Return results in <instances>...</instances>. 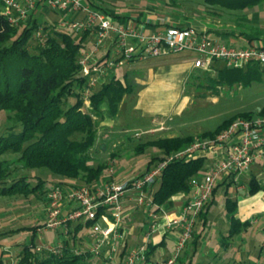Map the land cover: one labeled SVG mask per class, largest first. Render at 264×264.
<instances>
[{
    "label": "trees",
    "instance_id": "trees-1",
    "mask_svg": "<svg viewBox=\"0 0 264 264\" xmlns=\"http://www.w3.org/2000/svg\"><path fill=\"white\" fill-rule=\"evenodd\" d=\"M88 1L92 2L95 8L110 14L109 9L99 7L93 0ZM168 1H170L168 5L174 6L177 0ZM263 2L264 0H203L208 8L227 11H250ZM38 5L41 6L40 3ZM1 9L0 7V112L6 113L7 122L12 125L7 126L6 133L0 134V158L3 154L17 153L20 155L18 162L22 163L25 169L45 168L60 177L61 180H58L57 184L69 187L71 183L67 184L66 181L75 182L83 179L88 186L94 187L102 180L103 171L107 167L104 165L93 167L89 164L91 159L89 152L97 142L99 129L98 121L93 116L99 114V117L104 118L102 108L105 106L108 116L115 118L119 115L122 100L124 96L132 93L133 85L113 78L99 88H94L90 98L92 110L87 112L84 108L83 90L87 88L88 79L82 75L79 61L81 51L87 47L84 42L90 35L89 32L82 33L76 39L69 31H58L55 22H41L35 14L29 16L28 21L16 26L2 15ZM257 15L253 18L254 21ZM245 18L247 20V16ZM40 26L43 27L42 37L37 36ZM241 34L248 38L249 42L258 37L244 31ZM219 61L221 60H215L212 65L216 72L215 76H212L211 72L202 70H199L198 74V77L205 75L210 83L209 87L216 92L219 85L229 88L246 87L263 80L264 70L260 64H250L245 68L235 69L227 67L223 61H221L223 66H219ZM71 98L76 102L69 104ZM260 114L264 115V109ZM247 117L256 116L250 112L235 114L213 131L207 130L197 136L192 134L175 138H152L138 143L135 149L143 153L146 147L153 145L163 151L162 157L152 159L150 162L152 165L156 159L163 160L167 154L185 149L195 140L216 137L235 119ZM20 125L22 130L17 132L16 127ZM76 136L81 138L75 139ZM205 166V158L193 157L189 161L181 160L166 167L159 187L152 192L153 203L157 206L155 210L159 212L169 199L181 191L190 193V182ZM11 173L7 161L1 160L0 196H16L18 193L27 195L31 191L30 181L24 176L9 178ZM250 189L253 194L261 190L256 179L251 180ZM210 204L211 202L200 218L206 216L205 210ZM226 204L232 218L228 235L231 240L242 233L248 223H242L235 217L237 202L227 198ZM90 225H92L90 222L86 225L73 224L69 236L71 238L64 240V252L59 255H54L48 250L43 253L36 251V234L44 225L31 227L32 241L21 250L17 264H86L87 260L93 257L92 252L87 250L79 254L72 240L77 239L80 230ZM18 230L21 231L23 228ZM164 242L159 245L149 244L147 261L151 260V255ZM5 255V251L2 250L0 264H11Z\"/></svg>",
    "mask_w": 264,
    "mask_h": 264
},
{
    "label": "built area",
    "instance_id": "built-area-1",
    "mask_svg": "<svg viewBox=\"0 0 264 264\" xmlns=\"http://www.w3.org/2000/svg\"><path fill=\"white\" fill-rule=\"evenodd\" d=\"M0 7L2 15L16 26L28 21L29 16L35 14L40 7H49L63 16L71 17L64 20V26L77 32H89L94 36L93 51L82 50L79 61L82 75L88 79L87 88L83 90L84 108L87 112L92 110L90 98L94 88H99L106 81L110 69L124 61L158 58L164 54L191 50L202 56L195 61L194 67L203 72L216 73L212 65L217 59L229 68L242 69L246 65L260 64L264 70V47L261 44L244 47L227 45L212 38L206 30L192 26H170L161 31L145 33L130 23H114L108 12L95 8L88 0H0ZM37 32V36L42 37L43 27L40 26ZM107 45L111 47V55L109 51L105 59L96 58L95 53ZM215 148L224 150L221 162L204 178L194 177L190 182L191 195L183 204L179 215L169 217L164 224L167 230H179L180 236L171 256L157 264H177L181 253L195 235L194 230L202 212L212 202L221 175L235 178V175L249 170L251 165L264 157V115L235 119L216 137L195 140L187 148L167 154L163 160L152 163L146 172L139 174L133 181L116 184L112 180L94 187L86 183L69 187L57 184L47 195L44 227H40L37 232L42 233L45 228L59 229L64 236L69 237L73 222L85 225L90 222V252L98 257L105 254L104 264H110L118 251L117 243L126 238L122 231L127 210L124 199L128 194H135L138 207L146 209L151 224L145 234V241L129 248L124 264L147 262L148 246L154 233L159 231L161 223L159 212L155 210L157 206L151 197L153 186L161 182L164 170L171 163L189 161L196 154ZM63 249L62 241L56 246L36 248L38 252L48 250L54 255L62 254Z\"/></svg>",
    "mask_w": 264,
    "mask_h": 264
},
{
    "label": "rangeland",
    "instance_id": "rangeland-1",
    "mask_svg": "<svg viewBox=\"0 0 264 264\" xmlns=\"http://www.w3.org/2000/svg\"><path fill=\"white\" fill-rule=\"evenodd\" d=\"M22 1V0H21ZM99 7L107 8L110 12L117 11L125 16H143L149 13L151 16H162L164 20L176 19L183 25L190 24L192 27L202 29L206 28H220V29H233L235 32H247L255 36L264 37V2L256 5L255 8L250 11H227L219 8H208L203 3V0H177L174 6H170L167 3L168 0H93ZM261 11L263 17L260 22L254 23L252 20L247 22L245 20L246 16L252 18ZM41 22H55L56 28L60 32L69 31L73 33L76 39L83 32H77L75 30L69 29L67 26L63 25L64 20L71 19L68 15H62L59 12L54 11V9L45 7L37 10ZM36 15V16H37ZM259 15V14H258ZM250 24L247 25L246 24ZM246 24V25H244ZM231 25V27H230ZM244 25V26H243ZM240 26H243L240 28ZM238 28V30H236ZM92 35L87 36L84 44L90 51L94 49V37ZM225 43L236 42L233 39L224 38ZM243 41H246L244 38ZM240 43V42H238ZM244 43V42H243ZM101 56L105 55V51L100 53ZM173 57H180V60H190L195 61L197 58L202 57L191 50L184 53L173 54ZM162 58L159 61L164 60ZM132 65L131 69L128 71V65ZM134 63H129L127 65L121 66L119 69L121 75L123 76L126 71L130 75L136 72V69L142 72V65H133ZM219 66H223L221 61L218 62ZM135 67V69H134ZM139 72V73H140ZM200 71L197 72L199 74ZM216 73L212 72V76ZM129 83H133L131 79H128ZM183 85V96L189 97L188 105L186 106L182 117L178 119L175 117L173 123L183 124L181 127L182 136H188L194 134L195 136L200 135L207 130H215L219 124H221L226 119H229L233 115L244 114L250 112L253 116L259 117L260 111L264 109V76L263 80L253 83L250 86H233L222 87L219 85L217 92L209 87V81L206 79L205 75L198 77L192 73ZM102 85V84H101ZM140 87L137 86L135 92L128 95L129 100L127 103L119 110V117L115 119L116 128L115 134L103 133V139L100 138L98 134L97 142L94 147L90 150L91 159L89 164L93 167L98 165H104L107 168L103 171L102 182H108L113 177L116 184L124 183L125 181H133L139 174L146 172L149 167L150 162L155 157H162L164 152L155 146H148L142 152L136 151V146L138 143H142L155 138L154 134L148 131V128L153 125L152 119L149 120L145 116L144 106L138 104ZM76 102L74 98L70 99L69 104ZM161 107V106H160ZM163 110L169 109V103L164 102L162 104ZM8 116L5 112H0V134L7 132V126L12 125L7 122ZM98 121V119H97ZM102 121H98L97 126H101ZM13 123V122H12ZM17 132H20L21 125L16 127ZM101 133V134H102ZM178 134V135H179ZM112 135L114 137H122L129 142L133 140L134 142L128 145L120 146L116 148L114 146V137L106 139L107 136ZM81 136H76L75 139H80ZM117 153V154H116ZM116 154V155H115ZM20 155L17 153H8L1 155L0 161H7L9 165L11 176L9 178H15L19 176L27 177L30 181L31 191L25 194H16V196H0V252L3 250L6 253V259L11 264H17L19 260V255L21 250L29 245L32 241L33 229L31 227H36L39 225H44L45 219H42V214L44 213V206L46 200L48 199V193L56 186L57 181L61 180L57 175H53L49 170L42 169H25L22 163L18 162ZM159 160H155L158 162ZM221 176V180H222ZM43 181V183H41ZM67 184L71 181H66ZM73 183L78 185H84V180L79 179ZM70 185V184H69ZM159 187V183L154 186V189ZM224 188V187H223ZM236 189V183L230 186L229 197L233 196ZM133 194V193H132ZM135 196V194H133ZM224 197L222 198V201ZM137 203V200H136ZM224 203V202H223ZM224 207V205H223ZM219 211V210H218ZM137 214V219L141 215ZM220 213V211H219ZM261 222L264 224V216L261 217ZM75 226L78 224L73 222ZM136 225V233L138 234L134 241L130 245L133 247L137 246L139 235V226L141 222L136 220L134 222ZM150 221H147V227L150 225ZM23 230H18V229ZM166 229V228H165ZM255 231L251 230L243 238L238 237L236 239L235 246L229 249L228 252L225 246L221 245L223 238H219L214 241V248L216 251L212 252L210 256L200 255L197 253L196 257L193 259V264H256V260L253 258L246 260L241 258V255L249 249H258V252L253 251L255 258L259 259V251L262 247L264 239L261 240L260 236L254 235ZM90 229L88 227L84 228L80 232L79 237L83 239L80 241V248H89L85 244L89 245ZM64 235L57 230L45 228L42 233L37 232L35 246L45 248L46 246L58 245L59 241L63 239ZM143 237V236H142ZM85 245V246H84ZM172 235L166 240V245L164 247H159L151 255V261L156 262L159 258L164 257V254H168L173 247ZM194 248V247H193ZM90 250V248H89ZM37 251V250H36ZM119 249L114 255L113 261L110 264H121L119 255ZM165 252V253H164ZM39 253H43L39 251ZM184 253V252H183ZM182 254L181 261L183 264L189 263V257H184ZM190 255V252H187ZM181 256V255H180ZM127 258V255H126ZM125 258V260H126ZM245 258V257H244ZM264 258V253L262 254ZM124 260V261H125ZM179 260V259H178ZM105 262L100 259V257L93 255V257L87 260L86 264H104ZM124 263V262H123ZM152 264V263H151ZM264 264V261H262Z\"/></svg>",
    "mask_w": 264,
    "mask_h": 264
},
{
    "label": "crops",
    "instance_id": "crops-1",
    "mask_svg": "<svg viewBox=\"0 0 264 264\" xmlns=\"http://www.w3.org/2000/svg\"><path fill=\"white\" fill-rule=\"evenodd\" d=\"M37 13L38 11L35 13V15H37ZM257 14L259 15H257L256 21H254L253 19L254 17L256 18V16H252V18L247 16V22L248 21L250 22L252 20V22L257 23L263 20L262 19L263 15L260 10ZM109 15L112 17V20L114 23L116 24L130 23L132 26H136L138 29L143 30V32L145 33L161 31V29H164V28L166 29L170 26H174V27L178 26L182 28L191 26L190 24L183 25L176 19L164 20L162 16H151L149 13L143 16H137V15L125 16L121 13H118L117 11H112L110 12ZM115 15H119V16H115ZM35 17L40 18L39 15ZM247 25H250V24H247ZM241 27L243 26H240V28ZM199 30H206L212 36V38L218 39L220 40V43H224L227 45L234 44V46L236 47H244L246 45L249 46V45L261 44V46L264 47V37L258 36L256 39L249 42L248 38L243 36L241 32L237 33L231 28L230 29H220V28L212 29V28L203 27L202 29H199ZM236 30H238V28H236ZM232 31H234V33ZM226 33H230V34H226ZM224 38L233 39L236 42L228 44V43H225ZM244 38L246 39V41H243ZM85 49L89 50L87 47ZM103 51H105V55L101 56L100 53ZM108 53L110 55L112 53L111 47H109V45H107L106 48H103L102 50H100V52L95 53V56L99 60H103L107 57V55H109ZM176 53H179V52H176ZM181 53H184V52H181ZM162 58H165V59L162 61H159ZM180 59H181L180 57H173V54H169V55L164 54L158 58L150 57L145 60L137 59L133 62L124 61L121 64L114 67L112 70L110 69L109 70L110 73L108 77L106 78V81L104 80L105 81L104 83H106L109 80H112L113 78H117L121 80V82L133 85L132 93L135 92L137 86L139 85L140 93L138 95L139 97L138 104L140 106L145 105L144 106L145 116L149 120L152 119L153 121V125L149 127L148 131L146 132H150V133L152 132L154 136H156L155 139L165 138V137L175 138V137H179L182 135L179 133L181 132L180 128L183 126V124H179V123L176 124L173 122L175 121V117H177V119L180 116L182 117L183 112L186 106L188 105L189 97L183 96V91H184L183 85L187 83L186 81L188 77L192 75V73H194L195 75H198L197 72L199 70L194 67V63L197 59L195 61L190 60L188 62L186 60H180ZM129 63H134L133 65L135 66L138 65V67L141 64L143 67L142 72L136 69V72L130 75L128 73V71L132 67V65L130 64L128 65L129 67L128 71H126V73H124L122 76L119 69L121 68V66L127 65ZM128 79H131L133 83H129ZM128 95L124 96V100H122L120 109L122 108L123 104L125 105L127 101L129 100ZM166 101L167 103H169V109L163 110L162 104H164V102ZM102 112H104V115H103L104 118L101 116L99 117V114L93 116L94 119L95 120L98 119L99 122L103 120L101 124L102 127L98 126L99 128L98 134L100 135L101 139L104 138L103 133L105 132H107V134H115V128L117 127L115 124L116 123L115 119L119 117V115H117L115 118L108 116L109 114L107 112L106 106L102 108ZM113 137L114 136L109 135L106 137V139H110ZM114 138H115L114 146L116 148L131 144L134 142L133 140L128 142L125 138L123 140L122 137L120 138L114 137ZM223 152L224 150L222 148L220 149L215 148L211 151L207 150V152L196 154L194 157L205 158V164H206L203 170L198 175H196L197 178L202 179L204 178L203 176L207 175L208 172L212 171L214 166L219 164L221 160L223 159V156H224ZM150 167H151V164L149 165L148 168ZM221 176L223 178L222 180L220 178L219 182L217 183V186L215 188L216 193L213 196V200L209 208L205 210L206 216L201 217L200 221L197 222L195 230H194L195 235L193 236L192 240L188 243L187 248L183 250L184 253L182 252L184 257L186 256L189 257L190 261L188 264L194 263L193 259L196 257L198 252H200V255H203V256L204 255L210 256L212 252H215L216 247L214 248L213 244H214V241L219 238H223L221 245H223V247L225 246V249L227 250V252L230 248L235 246V243H236L235 241L236 239H238V237L241 236V238H243L245 235L251 232V230L255 231L254 235H256L257 237L260 236L261 240L264 239V224L261 222V217L264 216V157H262V159L257 160L254 165H251L249 170H246L245 172H242L239 175L238 174L235 175V178L234 177H224L223 175ZM253 179H256L258 181L260 185V189H261L259 192L255 194H253L250 189V182ZM112 180L114 181L113 177L111 176V179L108 180V182ZM104 182L105 181L103 182L100 181L98 182V184H103ZM235 183H236L235 192L233 193L232 197H229V194H228L230 193L229 188ZM71 185H78V184L77 183L75 184L72 182ZM154 186L152 188L151 193L154 190ZM189 195H191V192L187 193V192L181 191V193L174 195L171 199L168 200V202L163 207L159 209V216L161 220L160 229L159 231H156L154 233L150 243L154 245L155 244L159 245L160 243L165 241L162 245L159 246V247H164L166 245L167 238L169 237V235H172L174 249L171 250V252H169L168 254L164 252L165 253L164 257L159 258L158 260H156V262H152L150 260L147 262L142 261L138 264H151V263L157 264L160 261H164L168 259L169 256H171V254L174 252V250L176 249L175 245H176L177 239L180 236L179 230L177 229L167 230L165 229L164 224L168 221L167 219L169 217L172 218L174 216L179 215L180 210L183 207V204H185V202L187 201ZM152 196H153V193L151 197ZM223 197H224V200L222 201ZM227 198H230L232 201H235L238 204V206L236 207V211L234 213L235 217L240 219V222L242 223H248L247 228L242 230L243 231L242 233L240 232L235 237H233L231 240L228 238V235L230 234L229 230L231 228L232 218H231V214L227 210V207H228L226 204ZM46 203H47V200H46ZM124 203H125V207L127 208V210L124 216V221H123L124 225L122 227V231L124 235H126V238L123 242L120 241L117 243L118 249L119 251H121L119 255L121 264H124L123 262L126 258V255L128 254V251L130 250L129 248H132V246L130 245V242L132 244L133 243L132 241H134L133 238H136V236L138 235L135 232L137 228L134 222L136 220L137 221L139 220L141 222L139 226L140 237L137 239L138 240L137 246L140 245L143 241H145V237H146L145 234L150 229V225L148 227L146 225L147 221L150 220L147 215V211L144 207H138L136 200L134 199V196L128 194L124 199ZM45 207H46V204L43 210L44 213L41 215L43 220L46 219V213H47L45 211ZM218 210L220 211V213ZM140 212L142 213L137 219L136 216L137 214H140ZM39 226H43V225H39ZM83 229L78 232L76 236L77 239L74 238L72 242L75 243L76 250H80L84 253V252H87L89 248H91L92 241L89 239V245L85 244L87 247L90 246L89 248H85V249L80 248V245H79L80 241H82V244L84 243L83 239L79 237V234L81 231H83ZM57 231L58 233L61 232L59 229ZM62 238L63 239H61L59 243L61 241L64 243V240H67L71 237L64 236ZM226 247L229 249H227ZM254 249H252V251L248 249L245 252V254L243 253L241 255V258L243 260L244 259L246 260V258L251 260L253 258L254 260H256V264H262V261H264V258H262V254L264 253V242L262 243V247L259 251V254H260V256H258L259 259L255 258L254 255L252 254ZM187 252H190V255H187ZM256 252H258V249H255V253ZM104 255L105 254L102 253L100 257V259L103 261L105 257ZM181 257H182V254L177 264H183V261H181Z\"/></svg>",
    "mask_w": 264,
    "mask_h": 264
}]
</instances>
